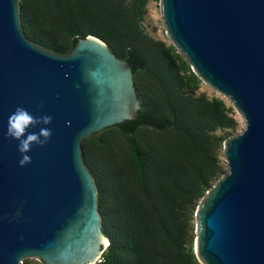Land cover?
<instances>
[{
	"label": "water",
	"instance_id": "water-1",
	"mask_svg": "<svg viewBox=\"0 0 264 264\" xmlns=\"http://www.w3.org/2000/svg\"><path fill=\"white\" fill-rule=\"evenodd\" d=\"M165 33L191 69L230 99L243 128L223 141L224 171L194 212L202 264H264V0H159ZM131 61L86 34L65 52L27 38L19 0H0V264H89L109 243L81 139L138 117ZM41 103L43 106L41 107ZM17 106L52 122L19 164L6 136Z\"/></svg>",
	"mask_w": 264,
	"mask_h": 264
},
{
	"label": "trees",
	"instance_id": "trees-1",
	"mask_svg": "<svg viewBox=\"0 0 264 264\" xmlns=\"http://www.w3.org/2000/svg\"><path fill=\"white\" fill-rule=\"evenodd\" d=\"M146 2L19 0V18L27 38L50 51L93 34L131 61L138 117L81 139L109 239L101 264H202L194 212L225 171L223 141L238 119L221 95L199 91L202 80L172 42L145 29Z\"/></svg>",
	"mask_w": 264,
	"mask_h": 264
},
{
	"label": "clouds",
	"instance_id": "clouds-1",
	"mask_svg": "<svg viewBox=\"0 0 264 264\" xmlns=\"http://www.w3.org/2000/svg\"><path fill=\"white\" fill-rule=\"evenodd\" d=\"M43 104L41 103V107ZM52 122L50 115L35 116L26 108L17 106L10 114L7 121L6 136L18 141V151L22 154L19 161L21 166L31 163V157L27 155L33 145L43 146L50 140L52 130L48 127H41L38 132L28 131L37 125H48Z\"/></svg>",
	"mask_w": 264,
	"mask_h": 264
},
{
	"label": "rangeland",
	"instance_id": "rangeland-1",
	"mask_svg": "<svg viewBox=\"0 0 264 264\" xmlns=\"http://www.w3.org/2000/svg\"><path fill=\"white\" fill-rule=\"evenodd\" d=\"M146 9L147 10H146V13L144 15V19L142 21L145 29L150 34H152L154 37L161 38L167 42H171L170 38L165 33V28H164V24H163L161 12H160V7H159V0H147ZM199 91L205 92L206 94H209V95L212 93H217V94L221 95L228 104L232 105V103L228 97L223 96L222 94L218 93L217 91H215L210 85H208L204 81H201ZM235 115L238 119V126H237V129L233 132V134L239 132L244 126V120L241 117V115L239 114V112L236 110H235ZM222 160L225 163L223 154H222ZM225 171H226V165H225ZM193 222H194V220H193ZM24 258H26L30 262V264H44L40 259H38L36 257H24Z\"/></svg>",
	"mask_w": 264,
	"mask_h": 264
},
{
	"label": "built area",
	"instance_id": "built-area-1",
	"mask_svg": "<svg viewBox=\"0 0 264 264\" xmlns=\"http://www.w3.org/2000/svg\"><path fill=\"white\" fill-rule=\"evenodd\" d=\"M103 261V255L100 254L96 257V259H94L93 261H91L89 264H101V262Z\"/></svg>",
	"mask_w": 264,
	"mask_h": 264
}]
</instances>
